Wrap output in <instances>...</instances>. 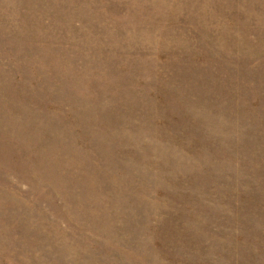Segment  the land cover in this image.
Masks as SVG:
<instances>
[{
    "label": "rangeland",
    "instance_id": "rangeland-1",
    "mask_svg": "<svg viewBox=\"0 0 264 264\" xmlns=\"http://www.w3.org/2000/svg\"><path fill=\"white\" fill-rule=\"evenodd\" d=\"M0 264H264V0H0Z\"/></svg>",
    "mask_w": 264,
    "mask_h": 264
}]
</instances>
